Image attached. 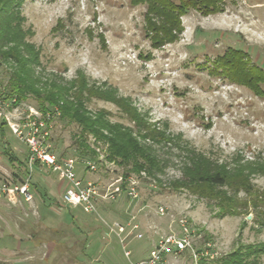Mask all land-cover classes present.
<instances>
[{
    "label": "rangeland",
    "instance_id": "rangeland-1",
    "mask_svg": "<svg viewBox=\"0 0 264 264\" xmlns=\"http://www.w3.org/2000/svg\"><path fill=\"white\" fill-rule=\"evenodd\" d=\"M3 8L0 0L2 93H7L11 73L23 69L13 55L25 62L41 93L60 87L71 101L77 89L100 86L104 96L89 95L83 88L89 117L102 113L110 125L130 129L156 165L128 174L137 180V197L121 190L102 202L97 213L63 205L67 184L37 167L30 201L0 200V264L147 262L150 251L173 233L186 234L192 248L168 246L156 264H214L241 244L264 242V226L254 220L264 217L262 203L254 205L255 199L242 189L197 182L201 174L231 176L242 169L250 193L264 191V98L210 75L201 65L205 56L233 46L264 67V0H225L223 11L208 15L190 10L181 17L179 38L157 48L143 32L144 5L131 6L128 0H24L20 22ZM16 22L23 33L17 32ZM123 96L141 125L117 100ZM61 104H48L29 92L9 117L23 116L29 107L43 112L50 131L46 143L56 154L96 161L93 172L78 164L84 180L104 187L124 177L130 165L109 159L107 138L87 133L83 142L78 124L61 117ZM79 144H86L91 156H81ZM5 147L21 159L26 151L10 129L0 135V182L16 171L2 153ZM227 197L239 199L233 214H222L228 202L220 206V201ZM115 223L124 230L119 232ZM258 264H264V254Z\"/></svg>",
    "mask_w": 264,
    "mask_h": 264
},
{
    "label": "trees",
    "instance_id": "trees-1",
    "mask_svg": "<svg viewBox=\"0 0 264 264\" xmlns=\"http://www.w3.org/2000/svg\"><path fill=\"white\" fill-rule=\"evenodd\" d=\"M23 2L24 0H2L4 6L3 10L7 12V15L10 16L12 21L15 19L20 22L21 16L19 8ZM128 2L131 6L144 5L143 32L144 35L150 39L151 46L154 48L161 47L179 38L184 29L181 17L190 10L198 11L202 15H208L221 12L225 7V0H128ZM19 22H16L14 26L17 24L15 28L17 32L21 34L24 30L21 28ZM99 37L104 43V35L100 33ZM27 45L28 47L33 46L31 43ZM13 57L23 69H18L11 73L5 85L7 93H2L0 89L4 98H13V104L15 105L21 100L26 99L29 92H35L36 97H38L40 101L45 100L48 104H55L61 100V117L78 124L79 136L83 137V142L87 133H93L98 137H105L109 143V159L118 162L124 167L130 165L129 168L124 171V178L131 172H138L142 168H151L156 165L154 158L151 157L146 149L130 134V129H121L119 125H110L105 121L102 113L97 114L93 118L89 117L82 103L84 97L83 93L85 92L83 88L86 89V93L88 92L87 94L89 95L104 96V91L99 89L100 86L94 87L95 91H93V88L87 89L85 84L82 83L85 87L77 89L72 95L74 100L71 101L65 99L64 89L60 87H56L55 90L49 89L41 93L34 88L30 74L24 69L26 67L25 62L17 59L14 55ZM201 65L203 68L207 69L210 75L219 76L230 82L244 85L257 96L264 98V67L254 63L245 50L227 46L222 53H218L213 57L205 56V61ZM83 80H85L84 77ZM117 100L127 112L137 119V123L141 125L138 122V113L134 107L129 105L128 98L124 96L120 98L117 97ZM37 106L41 110L45 108L43 102H40ZM7 128L8 126L5 122L0 121V135L2 137H4ZM103 130H107L108 135L104 134ZM86 148V144H79L77 147L78 153L81 156L90 155ZM2 153L16 169L12 174V178L6 181L17 182L21 180L26 172V151L22 159L12 153L9 147H5ZM84 160L86 159L84 158L79 161L76 159L77 166L79 163L83 165ZM262 166L264 168V164H262ZM234 173L235 175H233ZM234 173L231 176L226 173H219V171L214 174H201L198 176L197 182L208 188L227 185L235 190L242 189L245 193L250 195V198L255 199L252 200L254 205H257L259 202L264 205V191L255 194L250 193V188L247 185V176L244 171L242 169H237ZM121 186L125 188V180L121 182ZM193 186H196V183L195 185L193 184ZM36 188V184H34L32 178V192L35 191ZM217 193L225 196L224 191H219ZM42 195L44 196L43 192ZM238 200L237 198L230 199V197L222 199L220 201V206L223 205L224 201L228 202L226 205L222 206V214H233L238 206ZM259 212L264 214L262 210ZM254 220L261 226H264V217L257 216ZM262 254H264V242L249 243L247 245L241 244L236 250L226 255L219 256L214 264H258Z\"/></svg>",
    "mask_w": 264,
    "mask_h": 264
},
{
    "label": "built area",
    "instance_id": "built-area-1",
    "mask_svg": "<svg viewBox=\"0 0 264 264\" xmlns=\"http://www.w3.org/2000/svg\"><path fill=\"white\" fill-rule=\"evenodd\" d=\"M14 99L4 98L0 92V121H4L11 133L21 140L26 147V172L17 182H0V200L7 199L12 203L15 200L30 201L33 198L31 182L34 171L37 167L50 170L61 183H66V187L61 196V203L71 207H80L86 213H97L102 202L113 200L117 194L124 190L130 198L134 199L138 195L137 180L131 176L119 177L114 183L101 187L95 182L84 180L78 174L76 158L71 156H60L56 154L47 142L49 130L47 121L44 120L43 112L29 107L23 116L18 118L9 117L14 107ZM50 114L47 113V116ZM38 164V165H37ZM85 169L95 171L97 164L95 160L86 159L83 161ZM125 180L126 186L122 188L121 182ZM162 210V207H160ZM118 231L124 227L115 223ZM136 227V224H134ZM119 235V234H118ZM123 242V239H120ZM124 247V244L122 245ZM172 246L176 251L192 248L189 237L186 234H169L164 236L159 244L150 251L147 262L140 261L134 264H156ZM128 255L129 251L125 250Z\"/></svg>",
    "mask_w": 264,
    "mask_h": 264
},
{
    "label": "crops",
    "instance_id": "crops-1",
    "mask_svg": "<svg viewBox=\"0 0 264 264\" xmlns=\"http://www.w3.org/2000/svg\"><path fill=\"white\" fill-rule=\"evenodd\" d=\"M58 180V179H57ZM59 181V180H58ZM59 204V203H58ZM60 205V204H59ZM61 206V205H60ZM53 207H57V204H56V206H53ZM5 252H11L12 251V249H8L7 247H3L2 248ZM0 253H1V251H0ZM3 263V262H2Z\"/></svg>",
    "mask_w": 264,
    "mask_h": 264
},
{
    "label": "water",
    "instance_id": "water-1",
    "mask_svg": "<svg viewBox=\"0 0 264 264\" xmlns=\"http://www.w3.org/2000/svg\"><path fill=\"white\" fill-rule=\"evenodd\" d=\"M251 217V215H248L247 218L249 219Z\"/></svg>",
    "mask_w": 264,
    "mask_h": 264
}]
</instances>
